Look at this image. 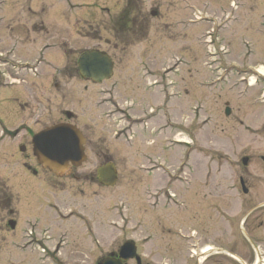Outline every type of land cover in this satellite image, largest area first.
Listing matches in <instances>:
<instances>
[{
	"label": "rangeland",
	"instance_id": "rangeland-1",
	"mask_svg": "<svg viewBox=\"0 0 264 264\" xmlns=\"http://www.w3.org/2000/svg\"><path fill=\"white\" fill-rule=\"evenodd\" d=\"M130 2L142 3L146 26L142 41L131 37L129 45L123 36L122 42L114 39L113 27L115 13ZM152 6L159 14L156 20L148 13ZM89 50L113 58V81L99 85L79 78L76 62ZM260 67L264 69V0H0V120L14 129L27 125L29 118L33 135L65 122L63 112H70L75 119L69 123L88 141L87 160L73 172L81 179L55 194L57 205L80 214L68 221L43 216L44 228L49 220L62 227L55 243L48 244L57 250L59 243L54 261L90 264L122 241L133 240L144 264H184L190 246L173 235L181 228L187 237L205 235L204 247L224 252L207 264H259L264 230L244 234L238 220L222 228L210 207L233 206L238 213L243 204L240 177L254 198L253 207L263 204L264 137L258 128L264 107L253 105L260 100V85L256 93L254 88L246 91L245 83ZM226 104L229 116H224ZM12 141L6 140L0 151L11 161L1 166L3 179L22 171L16 161L18 142ZM244 157L250 159L246 168ZM107 162L117 170L115 187L102 191L96 181L82 180ZM161 168L205 196L191 198L180 223L160 206L152 212L148 196L155 187L166 186V178L158 182ZM231 190L237 197L229 206ZM81 212L91 217L85 220ZM85 224L91 227L87 235L81 230H87ZM69 228L71 236L64 234ZM35 258L23 262L0 243V264H39Z\"/></svg>",
	"mask_w": 264,
	"mask_h": 264
},
{
	"label": "flooded vegetation",
	"instance_id": "flooded-vegetation-1",
	"mask_svg": "<svg viewBox=\"0 0 264 264\" xmlns=\"http://www.w3.org/2000/svg\"><path fill=\"white\" fill-rule=\"evenodd\" d=\"M90 82V81H85ZM255 85L253 88L255 89L256 93L258 92V87L260 85V95L264 92V79L263 81H254ZM63 115L66 116V113L63 112ZM1 118V117H0ZM15 118V117H14ZM75 119L74 116H72L71 121ZM21 125H19L20 127ZM5 128V127H3ZM259 131L264 137V125H262L259 128ZM19 130L15 131V134H17ZM258 132V133H260ZM30 137V132H26L23 136L18 138L14 143L15 149L18 150V158H16V161L19 166H21L22 171L19 173L13 174L11 177L7 179H1L0 178V239L3 243V245H6L8 248H12L15 253L20 254L21 261L24 262V260L29 259L31 257H36L35 260L37 261H46L49 260L52 262V264H60L57 262V260L54 261V257H57L58 252H55L54 249H50L49 245L52 243H55L54 239L57 238L56 232L61 230L62 227L59 225L58 222L52 223V220H49L48 227H43L42 220L43 216H47L50 218H60L61 221H68L69 219L75 220L77 214L72 210V208H63L59 205H57V199H56V191L58 188H69V183L72 181H78L81 179L79 176L75 175L76 173H73L72 171L68 174H66L62 178H57L56 176L49 174L42 168H40L31 155H28V138ZM23 140H26V144H23ZM11 143V144H14ZM88 143V141H87ZM3 146H7L6 143L0 142V151H2ZM14 150V151H16ZM24 152V153H23ZM24 156V159H23ZM3 157V158H2ZM261 161V172H262V185L264 188V153L260 156ZM0 162L7 163L9 162L8 157H4L1 155L0 152ZM21 162V163H20ZM66 179H69L70 181H66ZM82 180L86 183L96 181L94 176H88L83 175ZM235 192V190H233ZM232 190L228 191L229 193H232L233 196L229 195V203L231 206V203L236 201V192L234 193ZM264 191V190H263ZM181 195V196H180ZM174 196V200H177L178 196L179 199L177 201V204L180 203V205L183 206L182 213L179 212L178 205L172 206V201L167 200V207L170 212L169 218L172 220L175 218L177 222H181V216L183 217L184 214H187V209L190 207V200L194 196L195 198L203 197L204 194L200 192L199 190H181L178 193H176ZM222 196V195H221ZM221 196H216V198H221ZM205 198V196H204ZM253 196L246 195L244 198V201H241L243 204L240 206V211H243L242 215L238 216V213L235 212V207H226V206H219V205H213L210 207L214 213L216 214L215 219H221L222 223L224 224H230L238 220V224L241 228V230L249 235V233L255 232V230L263 229L264 230V201L263 204L259 207L261 209V212L259 214H255L256 210L259 208L253 207ZM256 206V205H254ZM186 207V209H185ZM61 211H66V215L63 216ZM168 212V213H169ZM94 214V213H93ZM68 216V217H66ZM81 216L86 220L90 218L85 213L81 212ZM180 216V217H179ZM85 223V221H83ZM82 223V224H83ZM44 228V229H43ZM70 229V230H69ZM66 229L64 231V234H68L69 236L72 235L71 228ZM85 229L81 228L83 235H87V231L90 230L89 226L85 224ZM221 229V228H220ZM47 231L48 237H43L42 232ZM220 231V230H219ZM196 234V233H195ZM218 236H223L224 233H221ZM195 244L191 245L192 247L200 248V245H204L205 235L203 237H199L198 234L195 236ZM264 240V237H263ZM28 243L30 247L27 249H30L31 247L35 249H41L42 253H35L33 254L31 252L25 253V244ZM49 244V245H48ZM56 244H58L56 242ZM17 246V247H16ZM262 247L264 248V243L262 244ZM217 249V248H215ZM9 252V249L7 250ZM40 251V250H39ZM60 251V250H59ZM118 251V248L114 251H107L104 254L102 253L97 258H95L90 264H102L104 261L113 259L116 257V255L110 256L111 253L116 254ZM219 251H221L219 249ZM10 253V252H9ZM224 252H216L212 253V255L206 256L202 260V264H207V262L210 260L211 256L213 255H220ZM16 256V255H15ZM10 257V256H9ZM91 258V257H90ZM133 261H128L124 264H129ZM68 263V262H67ZM65 264V263H62ZM73 264H86L84 260H81L79 262H75ZM132 264V263H131ZM133 264H135L133 262ZM218 264V263H216Z\"/></svg>",
	"mask_w": 264,
	"mask_h": 264
},
{
	"label": "water",
	"instance_id": "water-1",
	"mask_svg": "<svg viewBox=\"0 0 264 264\" xmlns=\"http://www.w3.org/2000/svg\"><path fill=\"white\" fill-rule=\"evenodd\" d=\"M79 67L82 78H91L96 82H101L111 74L106 58L94 52L82 55ZM82 143L80 134L73 127L57 126L34 138V154L45 168L59 174L66 170L67 161L82 159ZM97 173L100 182L113 185L116 173L112 165L99 169Z\"/></svg>",
	"mask_w": 264,
	"mask_h": 264
},
{
	"label": "bare ground",
	"instance_id": "bare-ground-1",
	"mask_svg": "<svg viewBox=\"0 0 264 264\" xmlns=\"http://www.w3.org/2000/svg\"><path fill=\"white\" fill-rule=\"evenodd\" d=\"M209 250H210V249H208V248H207V249H205V250H204V253H207V251H209ZM263 264H264V263H263Z\"/></svg>",
	"mask_w": 264,
	"mask_h": 264
}]
</instances>
